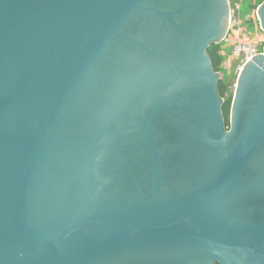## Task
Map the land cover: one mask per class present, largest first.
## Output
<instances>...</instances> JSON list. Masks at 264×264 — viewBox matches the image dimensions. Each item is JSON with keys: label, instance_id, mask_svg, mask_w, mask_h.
<instances>
[{"label": "water", "instance_id": "obj_1", "mask_svg": "<svg viewBox=\"0 0 264 264\" xmlns=\"http://www.w3.org/2000/svg\"><path fill=\"white\" fill-rule=\"evenodd\" d=\"M193 5L197 30L177 18ZM228 16V0H0V264H264V65L228 133L207 54ZM159 22L183 38L176 71Z\"/></svg>", "mask_w": 264, "mask_h": 264}, {"label": "flooded vegetation", "instance_id": "obj_2", "mask_svg": "<svg viewBox=\"0 0 264 264\" xmlns=\"http://www.w3.org/2000/svg\"><path fill=\"white\" fill-rule=\"evenodd\" d=\"M228 4H229V16L226 18V20H225V22H224V31H225V36H223V38L221 39V41L220 42H213L210 46H209V48H208V50H207V54L209 55V57H210V54H209V49L213 46V45H217V46H224V43H225V40H227V38L229 37V35H230V29L229 30H226L225 29V27H226V24H228V19H229V17H231V12H232V4H231V2H230V0H228ZM264 4V1L257 7V9L255 10V13L257 14V15H259L258 14V11H259V9H260V7H262V5ZM183 15H177V18H179V17H183L184 16V24H183V26H184V28H187V29H189V28H192V29H194V30H197L198 29V25L195 23V21H196V19L198 18V16H200L201 15V13H203V11H202V8H199L198 6H196V5H193L191 8H189L188 10H183ZM255 19L254 18H251V19H249L247 22H248V24H247V31L248 32H251L252 33V35L254 36V37H256V39L257 40H260V41H262V42H264V25H263V23H262V21H261V19H260V27L258 28V30L256 29V23H255ZM157 25L158 26H160L161 27V29H162V31L164 32L165 31V34L167 35L166 36V42H165V44H163L162 45V47H164V50L166 49V52H165V57H164V61H168L169 60V62H171L172 63V67H173V71H176V70H178L179 69V66H178V64H179V62H180V60H182L183 59V55H182V51H183V38H182V36H180V35H178L177 34V36H174V37H170L169 38V35L170 34H172V29L168 26V24H166V23H163V22H159V23H157ZM157 26V27H158ZM158 49V48H157ZM156 49V50H157ZM221 54H222V52H221ZM162 57H161V55L159 54V53H156V59H155V61L156 62H159V60L161 59ZM195 59V58H194ZM194 59H193V62H195V61H197L199 58H196L195 59V61H194ZM184 60L185 61H187L186 60V57L184 58ZM210 61H211V66H212V69H213V71H214V73L216 74V75H218V77H219V79H218V82H217V91H218V95H219V97H220V99L222 100V105H221V113H222V116H223V111H222V108H223V104H224V101H223V99L221 98V96H220V91H219V83L223 80L222 79V75L220 74V72H216L215 70H214V67H213V64H212V60H211V57H210ZM257 62L254 64V65H252V67H251V69H253V70H256V71H260L261 69H263L264 68V66H263V68L261 67L262 65H264V54H262L257 60H256ZM246 68V67H245ZM245 68H244V70L242 71V73L240 74V76H238V78H237V85H236V90H237V88H238V86H239V83H240V80H241V77H242V75H243V73H244V71H245ZM258 86H254V88H253V91H252V93H251V96H250V102H253V95H259V93H258ZM236 92V91H235ZM210 107H211V109L213 110V111H215V106H216V101L213 99V98H211L210 100ZM233 101H234V99H233ZM203 104V102L202 103H200V115H201V117L202 118H204L205 117V115H204V110H206L205 109V107H204V104ZM252 104V103H251ZM233 105V104H232ZM190 117V115L188 114V116H185L184 118L185 119H188ZM223 120H224V126H225V130L228 132V133H230L231 132V130H230V126H227L226 125V122H225V119H224V116H223ZM174 137H176V141H177V143L176 144H178L179 146L180 145H182L183 143H181V141L183 140V134L181 135V136H177V135H174ZM184 145V144H183ZM262 161H264V158H263V160Z\"/></svg>", "mask_w": 264, "mask_h": 264}, {"label": "rangeland", "instance_id": "obj_3", "mask_svg": "<svg viewBox=\"0 0 264 264\" xmlns=\"http://www.w3.org/2000/svg\"><path fill=\"white\" fill-rule=\"evenodd\" d=\"M231 6H232V12H233V19L231 20V17L228 19V30L230 29V35L225 40L224 43V50H223V63H222V71L220 74L222 75V79L228 83L229 85V94L233 93L235 96L236 91V85H237V78H238V66L237 62H235L233 59L230 58V51H231V45L236 37L239 35V32H243V30L247 29L248 20L251 18H254L256 21V29L260 27V22L257 20V14L255 13V10L251 12H248V6H253L255 4H258L260 0H230ZM257 2V3H256ZM241 36H243L242 33H240ZM228 45L230 47H228ZM222 48V49H223ZM227 48V49H226ZM231 130V128H230Z\"/></svg>", "mask_w": 264, "mask_h": 264}, {"label": "built area", "instance_id": "obj_4", "mask_svg": "<svg viewBox=\"0 0 264 264\" xmlns=\"http://www.w3.org/2000/svg\"><path fill=\"white\" fill-rule=\"evenodd\" d=\"M233 19V12H231V20ZM257 20L260 22V17L257 15ZM243 34V36L240 35ZM231 45L230 58L237 62L238 76L242 73L244 68L250 63L258 59L262 54H264V42L257 40L256 37L248 32L247 29L243 32H239ZM228 47H230L228 45ZM225 48V47H224ZM222 49V55L223 50ZM227 49V48H226Z\"/></svg>", "mask_w": 264, "mask_h": 264}, {"label": "trees", "instance_id": "obj_5", "mask_svg": "<svg viewBox=\"0 0 264 264\" xmlns=\"http://www.w3.org/2000/svg\"><path fill=\"white\" fill-rule=\"evenodd\" d=\"M258 1V0H257ZM264 0H260V2H258V4H255L253 6H248V12L253 11L257 9V7L263 2ZM257 3V2H256ZM222 46H217V45H213L210 49H209V54L212 60V64L214 67V70L216 72H221L222 71V63H223V56L221 54L222 52ZM219 91H220V96L224 101L223 104V116L226 122L227 126H230V118H231V110H232V104H233V99H234V94L231 93L229 94V85L228 83H226L224 80H222L219 83Z\"/></svg>", "mask_w": 264, "mask_h": 264}]
</instances>
